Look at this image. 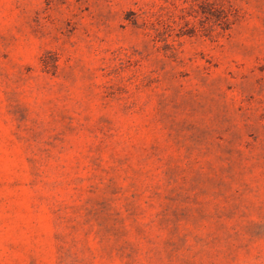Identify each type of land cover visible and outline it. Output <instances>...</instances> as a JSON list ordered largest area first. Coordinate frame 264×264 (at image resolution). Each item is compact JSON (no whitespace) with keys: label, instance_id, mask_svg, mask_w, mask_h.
Wrapping results in <instances>:
<instances>
[{"label":"rangeland","instance_id":"obj_1","mask_svg":"<svg viewBox=\"0 0 264 264\" xmlns=\"http://www.w3.org/2000/svg\"><path fill=\"white\" fill-rule=\"evenodd\" d=\"M0 264H264V0H0Z\"/></svg>","mask_w":264,"mask_h":264}]
</instances>
